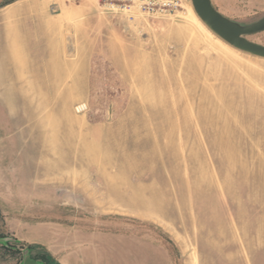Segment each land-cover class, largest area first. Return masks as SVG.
I'll return each mask as SVG.
<instances>
[{
  "label": "rangeland",
  "instance_id": "1",
  "mask_svg": "<svg viewBox=\"0 0 264 264\" xmlns=\"http://www.w3.org/2000/svg\"><path fill=\"white\" fill-rule=\"evenodd\" d=\"M175 1L0 0V264H264V59Z\"/></svg>",
  "mask_w": 264,
  "mask_h": 264
},
{
  "label": "water",
  "instance_id": "2",
  "mask_svg": "<svg viewBox=\"0 0 264 264\" xmlns=\"http://www.w3.org/2000/svg\"><path fill=\"white\" fill-rule=\"evenodd\" d=\"M194 12L200 21L215 35L232 47L264 59V47L249 43L240 38L242 35L264 31V18L242 28L220 15L211 5L210 0H191Z\"/></svg>",
  "mask_w": 264,
  "mask_h": 264
},
{
  "label": "built area",
  "instance_id": "3",
  "mask_svg": "<svg viewBox=\"0 0 264 264\" xmlns=\"http://www.w3.org/2000/svg\"><path fill=\"white\" fill-rule=\"evenodd\" d=\"M67 1H79V0H67ZM105 9L110 11H120L123 13L131 12L132 9H136L142 12H156L164 13L173 11L177 2L175 0H98ZM86 109L85 105H78L76 111L78 113L83 112Z\"/></svg>",
  "mask_w": 264,
  "mask_h": 264
},
{
  "label": "crops",
  "instance_id": "4",
  "mask_svg": "<svg viewBox=\"0 0 264 264\" xmlns=\"http://www.w3.org/2000/svg\"><path fill=\"white\" fill-rule=\"evenodd\" d=\"M47 251L49 252V254L51 255V256H55V257H57V258H61V254L60 253H58V252H56V251H54L53 249H49V247H48V249H47ZM78 254H80V253H78ZM82 255V254H81ZM79 256V255H78ZM91 262H92V264H105L104 263V260L103 259H101V257H100V259H98V258H95V259H91ZM59 264H65L64 262H60Z\"/></svg>",
  "mask_w": 264,
  "mask_h": 264
}]
</instances>
